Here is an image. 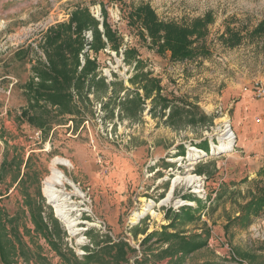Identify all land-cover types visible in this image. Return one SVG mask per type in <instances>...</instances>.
<instances>
[{"label":"rangeland","instance_id":"obj_1","mask_svg":"<svg viewBox=\"0 0 264 264\" xmlns=\"http://www.w3.org/2000/svg\"><path fill=\"white\" fill-rule=\"evenodd\" d=\"M140 3H148L160 20L179 24L210 14L205 37L193 43L196 54L172 61L169 51L159 53L142 25L130 21V11ZM77 7L89 9L100 31L104 9L122 40L117 51L108 44L94 51L92 29L84 30L81 65L86 58L95 60L97 78L103 77L107 84L123 83L118 103L133 96L136 86L128 80L135 73V61L127 63L124 51L136 49L143 71L159 81L161 95L169 99L166 108L154 106L148 98L134 118L118 104L111 114V106L104 107L107 95L91 88L83 102L72 90L80 114L66 115L46 134L18 118L26 106L22 86L31 77L38 81L31 67L37 58L45 60L40 48L45 31L67 21ZM261 21L264 0H0L1 207L21 213L22 222L33 231L26 200L32 207L39 205L47 221L50 214L56 218L64 232L63 247L77 256L85 255V247H93L95 241L106 239L125 240L141 256L150 253L140 245L146 233L168 224L181 206L199 205V219L175 229L187 233L209 229V247L185 264L212 258L225 264H264V214L245 227L236 221L225 228L238 214V204L264 193V98L251 91L255 82L264 84V34L251 35ZM227 29L237 32L241 38L237 44L224 41ZM139 93L143 95L141 89ZM174 107H183L182 114L170 124ZM225 127L233 133V144L221 151L217 145L226 142L221 139ZM54 157L71 162L60 168L71 180L63 190L72 202L69 206L75 208L69 212L75 222L73 231L43 192ZM187 175H198L197 184L187 183L183 179ZM168 193L170 199L161 203ZM190 197L200 199V204ZM149 202L154 214L131 220ZM24 235L30 244L38 242L57 264L60 258L42 236L33 240ZM17 262L35 264L21 257L11 264Z\"/></svg>","mask_w":264,"mask_h":264},{"label":"trees","instance_id":"obj_2","mask_svg":"<svg viewBox=\"0 0 264 264\" xmlns=\"http://www.w3.org/2000/svg\"><path fill=\"white\" fill-rule=\"evenodd\" d=\"M103 15L102 31L99 29V21L86 7H77L70 13L67 21L47 28L40 41L45 60L37 58L31 67L38 81L31 77L22 86L26 106L22 108L18 116L20 120H25L30 126L46 134L53 123L62 120L66 115L80 114V108L73 98L72 90L83 102L88 100L87 91L91 88L95 93L100 91L107 95L108 100L104 103V107L111 106L109 111L111 114H113L114 105L118 104L126 116L134 118L148 98H151L154 106L161 104L162 109L167 107L169 99L161 95L159 81L149 72L143 71V61L137 58V50L132 47L125 49L124 58L127 63L135 61V73L128 81L136 87L131 92L133 93L131 98L120 99L118 103H116L118 92L125 88L123 83L112 81L107 84L103 77L97 78L95 60L86 58L84 64L81 65L79 54L84 48L82 33L86 29H92L93 42L90 48L94 51L104 48L106 44L112 50L119 49L122 40L108 23L104 9ZM129 16L131 22H138L142 25L140 27L147 31L152 46L156 47L159 53L169 51L172 61L189 59L196 54L193 43L205 37L207 25L211 21L210 14L195 18L190 24L163 21L157 17L148 3H140L133 7ZM227 33L228 37L223 39L230 45L237 44L241 39L233 30L227 29ZM263 34L264 21H261L252 30L251 35L261 36ZM79 66H81L80 69ZM109 87L111 88L110 95H108ZM140 89L143 95L139 93ZM182 109L183 107H174L168 116L170 124L173 118L182 114L180 111ZM190 200L200 204L198 198L190 197ZM26 205L30 210V221L34 225L33 231L22 222L21 213L10 214L0 206V264H11L18 257L25 261H33L35 264H53L52 259L43 253V248L38 242L30 244L25 240V233L31 239L38 235L42 236L60 258L57 264H161L164 260H167V264H185L187 258L198 251L208 250L209 247V229L204 228L200 232L192 233L175 229L177 225L182 226L198 220L199 205L195 208L188 205L181 206L177 212L172 213L168 224L160 227V230L155 229L146 233L140 245L148 248L150 253L144 251L141 256L136 254L134 247L122 239L95 241L93 247H85V255L77 256L70 247H63L64 232L56 218L50 214L49 222L43 217L39 205L32 207L28 204V200H26ZM238 209V214L227 221L226 229L229 223L236 221L245 227L254 218L264 214V193L257 197L252 196L244 203L238 204ZM21 226L23 231L20 230ZM148 243L157 244L158 248L152 249L153 247ZM238 255L244 259H252L248 255L239 253ZM198 264L225 263L212 258Z\"/></svg>","mask_w":264,"mask_h":264},{"label":"bare ground","instance_id":"obj_3","mask_svg":"<svg viewBox=\"0 0 264 264\" xmlns=\"http://www.w3.org/2000/svg\"><path fill=\"white\" fill-rule=\"evenodd\" d=\"M222 135L223 137L221 139L226 140V142H222L221 144L217 145V149L218 150L224 148L230 149V147L233 144V139L230 129H227V127H225V130L223 131ZM60 165L69 166L71 165V162L70 160L62 157H54L52 159L50 163V173L44 179L43 192L45 196L48 198V200L55 204L56 214L66 223L67 227L71 231H73L75 222L71 220L69 216V212L74 210L75 208L73 206H69V204H71L72 202L69 201L68 194L64 192L65 189L63 190V186L65 185V183L71 184V180L65 177L62 169L60 168ZM177 179H180V177H177ZM183 179H185V181L189 184H197V181H199V176L187 175L183 177ZM196 191L198 190L196 189ZM170 197H171L170 193H168L167 197L163 199L161 203L167 202L170 199ZM151 206H152V202L145 204L142 207L141 211L133 213L131 220L135 221L138 218L142 217L147 212L154 214V211L151 210Z\"/></svg>","mask_w":264,"mask_h":264},{"label":"built area","instance_id":"obj_4","mask_svg":"<svg viewBox=\"0 0 264 264\" xmlns=\"http://www.w3.org/2000/svg\"><path fill=\"white\" fill-rule=\"evenodd\" d=\"M99 15V13H97ZM96 15V16H98ZM86 37L88 39L91 40L92 36H91V32L88 31L86 33ZM109 76H107L108 79H111L110 77V74H108ZM253 95L256 97V98H264V84L263 83H260V82H255L253 85H252V89H251ZM98 106L101 108V104H98ZM100 108L98 109L100 111ZM231 134H233L231 132ZM199 150V149H198ZM202 151L201 149L199 150V152ZM15 264H19L18 262L15 263Z\"/></svg>","mask_w":264,"mask_h":264},{"label":"crops","instance_id":"obj_5","mask_svg":"<svg viewBox=\"0 0 264 264\" xmlns=\"http://www.w3.org/2000/svg\"><path fill=\"white\" fill-rule=\"evenodd\" d=\"M2 196H3V195H0V199H2ZM10 199H11V198H9V199H7V200H10ZM0 206H1V205H0ZM4 208L6 209V211H7L8 213L13 214V213L10 212L11 210H10L9 207H7V206L5 207V205H4Z\"/></svg>","mask_w":264,"mask_h":264}]
</instances>
